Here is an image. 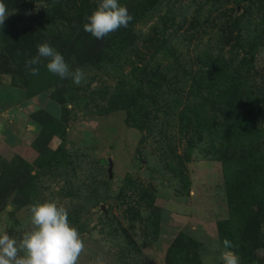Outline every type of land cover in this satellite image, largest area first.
<instances>
[{"label": "rangeland", "instance_id": "1", "mask_svg": "<svg viewBox=\"0 0 264 264\" xmlns=\"http://www.w3.org/2000/svg\"><path fill=\"white\" fill-rule=\"evenodd\" d=\"M3 3L0 234L19 240L28 205L55 202L84 243L77 264H222L218 226L240 264H264L243 228L245 189L264 190V0H118L130 35L64 56L80 86L43 58L25 68L37 53L20 30L44 0Z\"/></svg>", "mask_w": 264, "mask_h": 264}, {"label": "clouds", "instance_id": "2", "mask_svg": "<svg viewBox=\"0 0 264 264\" xmlns=\"http://www.w3.org/2000/svg\"><path fill=\"white\" fill-rule=\"evenodd\" d=\"M9 13L0 0V29L5 25ZM83 24V30L100 40L120 29L127 28L133 17L126 6L118 0H100L98 7ZM37 55L25 60V68L36 76V65L46 59L47 70L61 80L70 79L80 86L86 81V73L76 67L70 68L63 55L47 42L36 45ZM31 228L17 240L7 233L0 234V264H77L84 250L78 230L68 220V212L55 202H34L28 205ZM220 259L222 264H240V257L233 251V243L225 238Z\"/></svg>", "mask_w": 264, "mask_h": 264}, {"label": "trees", "instance_id": "3", "mask_svg": "<svg viewBox=\"0 0 264 264\" xmlns=\"http://www.w3.org/2000/svg\"><path fill=\"white\" fill-rule=\"evenodd\" d=\"M120 3L123 0H119ZM44 7H42V11L35 12L32 16L31 27L28 29L20 30L22 36L19 38L20 46L27 50L30 55H34V52L37 53L36 45L38 43L47 42L50 46L55 48L59 53L64 56H74L78 49L80 48V42L87 37H94L83 30V24L88 21L85 17L90 16L93 11H95L98 5L92 0H44ZM130 23L127 28L121 27L117 31L110 33L103 39H96L95 41L99 44V51L102 48H106L110 42H118L117 38H121L124 36L130 35L129 31ZM110 39V42H109ZM104 43H103V41ZM102 41V42H101ZM150 41V40H149ZM162 49H165L164 42L161 45ZM160 49V48H159ZM214 80L211 79L207 81V83H211ZM204 79L199 82L203 83ZM220 90H218V97ZM220 99V98H218ZM214 103V102H213ZM260 159V158H259ZM258 159V160H259ZM257 162H254L248 166H254ZM259 173V171H257ZM245 190H249L250 194L248 197L253 200L252 206H254L257 210L252 212L248 206L246 208V222L244 223V231L249 232L246 238H251L250 242H246L247 244H253V248H258L257 238L261 237L264 239V190L262 187L257 188L250 184V187ZM228 202L233 205V199L228 200ZM246 224V225H245ZM220 226H218V239L223 242L224 237L221 234ZM181 238L174 242L171 246V249L174 250L180 243ZM252 241V242H251ZM179 243V244H178ZM185 247H182L184 250L186 248L189 250H196V245L190 240L184 239ZM260 245V243H259ZM251 246V245H250ZM264 247V245L262 244ZM252 247V246H251ZM170 250V252L172 251ZM238 255H240L241 249L240 247H236L232 249ZM166 264H171V260L166 258ZM197 261L196 254H193L191 259L188 261L190 264H194Z\"/></svg>", "mask_w": 264, "mask_h": 264}, {"label": "water", "instance_id": "4", "mask_svg": "<svg viewBox=\"0 0 264 264\" xmlns=\"http://www.w3.org/2000/svg\"><path fill=\"white\" fill-rule=\"evenodd\" d=\"M110 168H111V164L110 161L108 160V170H107L108 174L110 173Z\"/></svg>", "mask_w": 264, "mask_h": 264}]
</instances>
